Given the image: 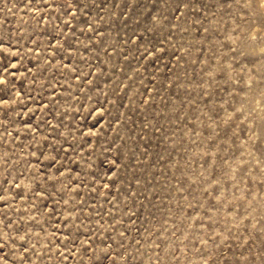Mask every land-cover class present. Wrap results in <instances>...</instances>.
Returning a JSON list of instances; mask_svg holds the SVG:
<instances>
[{"label": "rangeland", "instance_id": "1", "mask_svg": "<svg viewBox=\"0 0 264 264\" xmlns=\"http://www.w3.org/2000/svg\"><path fill=\"white\" fill-rule=\"evenodd\" d=\"M0 264H264V0H0Z\"/></svg>", "mask_w": 264, "mask_h": 264}]
</instances>
